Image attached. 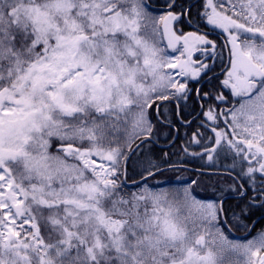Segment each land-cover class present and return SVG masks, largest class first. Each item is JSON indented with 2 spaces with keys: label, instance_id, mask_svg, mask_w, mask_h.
<instances>
[{
  "label": "snow or ice",
  "instance_id": "obj_1",
  "mask_svg": "<svg viewBox=\"0 0 264 264\" xmlns=\"http://www.w3.org/2000/svg\"><path fill=\"white\" fill-rule=\"evenodd\" d=\"M150 9L0 0V264H264V232L230 240L231 224L248 226L222 199L197 198V181L152 191L149 161L129 185L121 143H147L163 105L195 92L188 143L201 151L191 155L231 158L212 175L233 180L241 215L264 208V0H199L204 32L177 27L192 18L177 0L159 16ZM224 50L227 64L209 77ZM205 77L215 91L189 87Z\"/></svg>",
  "mask_w": 264,
  "mask_h": 264
},
{
  "label": "trees",
  "instance_id": "obj_2",
  "mask_svg": "<svg viewBox=\"0 0 264 264\" xmlns=\"http://www.w3.org/2000/svg\"><path fill=\"white\" fill-rule=\"evenodd\" d=\"M150 2L153 3L154 1L150 0ZM216 84L217 82H214V80H212L210 83L205 82L201 85L200 88H202L203 91H209L210 89L215 91ZM189 86L190 88L196 89V84L190 83ZM189 102L192 105V114H196L199 108V102L195 101V92L192 93V97L189 98ZM180 110L182 111L181 107ZM162 111L164 112V115L160 116L162 120H174V122H177L175 118L176 107L174 104H166L163 107ZM180 114L182 116V113ZM184 119L186 118L184 117ZM196 120L197 119H195L194 121ZM153 122L160 127V130L158 131V137L153 131L152 137L155 139V141L158 143L169 142L173 137L174 130L165 124L159 123L156 118L153 119ZM177 127V138L170 146L166 148H159L154 143L148 141L147 143H144L142 146H140V148L131 155L126 163L128 182L138 180L145 176L147 173L144 172V168L149 166V161H151L152 164L157 165L158 168L171 165L174 166V164L203 169L218 168V166L220 165V161H214L213 163L215 164V166H208L207 164H204L205 162L200 157L192 156L190 153H198L201 151V149L195 146H190L188 143V140L190 138L186 139L184 137L181 140L183 131L187 130L188 128L182 126L181 124H177ZM191 132L192 131H190V133ZM130 148V146L128 148H124L126 154L130 150ZM185 149H187L188 154H185ZM221 160L225 161V158H221ZM165 161H167V163H165ZM153 170H155V168H153L152 171ZM182 175H184V178H182ZM155 180H160V185L167 193H170L172 190L176 189L174 186L177 184H190L192 181H197V198L211 199L216 197L221 199L224 196H227L223 203L225 208L229 210V216L232 217V213L234 212L236 214V217L239 218V224L248 226L247 228H245L233 223L231 224V233H246L249 230L252 222L258 216L264 215V208L259 207L246 210V215H241V208H245V203L241 201L239 197H237L238 194L233 191V180L228 176L212 175L210 173H204V175H202V172H198L195 170L185 169L181 167H170L148 178L147 182H153ZM136 189L137 188H131V191H135ZM236 217H232V219H235ZM257 231L264 232V216H262V218H260L253 225L250 234L256 233ZM226 234L229 236L231 235L228 233Z\"/></svg>",
  "mask_w": 264,
  "mask_h": 264
},
{
  "label": "flooded vegetation",
  "instance_id": "obj_3",
  "mask_svg": "<svg viewBox=\"0 0 264 264\" xmlns=\"http://www.w3.org/2000/svg\"><path fill=\"white\" fill-rule=\"evenodd\" d=\"M161 3L165 4V0L161 1ZM178 6H182L185 8H191V13H192V18H191V23L189 24L187 21H185L184 23H181L179 25H177V27L182 28L183 31L188 32V31H195L197 26H199L200 31L204 32L207 31V29L204 27V25L202 23L198 22L197 19V12L199 11V0H177ZM179 11V7L177 9ZM219 31V30H217ZM210 39H217L216 34L214 33L213 35H211L209 37ZM222 39V37H221ZM219 52V49H218ZM209 63H211V61H208ZM228 62V54H227V50H224L223 53L221 55H218L215 61V65H214V73H209V77H211L213 74H219L221 69L227 64ZM209 77H205L203 81H200L199 83H197L196 81H192V84H196L197 87H201L202 84H204L205 82L210 83L212 80H209ZM220 79H223V77L221 76ZM214 82H217L216 80H214ZM225 95H228V93H225ZM231 99V105H237L239 100L236 101V98H230ZM175 102V107H176V111H175V118L177 122L173 121H166L165 125L171 127L174 130V133H178V127L177 124H181L183 122H187L192 121L193 117L195 116V114L193 113L192 110V105L189 102V98L187 100L182 99L179 104L178 102H176V100H173ZM231 105H221V107H230ZM180 107L182 109V111L180 110ZM200 108H198L197 110V114L199 113ZM182 113V116L181 114ZM178 115H180V117L182 118L183 121H179L178 119ZM172 117V115H171ZM184 117L186 119H184ZM198 123H200L199 120H197ZM193 129V130H192ZM196 128L192 127V128H188L187 130H184L181 136V140L185 137L186 139H189L191 136L190 131H195ZM189 141V140H188ZM232 162V161H231ZM224 170H220V172H223Z\"/></svg>",
  "mask_w": 264,
  "mask_h": 264
},
{
  "label": "rangeland",
  "instance_id": "obj_4",
  "mask_svg": "<svg viewBox=\"0 0 264 264\" xmlns=\"http://www.w3.org/2000/svg\"><path fill=\"white\" fill-rule=\"evenodd\" d=\"M142 38L143 39H145V40H147L149 43H151V40H152V36H151V29L150 28H145L144 30H143V32H142ZM239 102H240V100H239ZM239 102H238V105L236 106V107H239ZM130 141H132V140H130ZM128 139H127V137H125V139L124 140H122L121 141V143L123 144V146H124V148H127L129 145H130V142ZM184 175H182V178H184L183 177ZM157 185V186H156ZM189 184H187V183H184V184H177V185H175L174 187L175 188H184V187H187ZM147 186L152 190V191H155V192H158V193H161V192H166L165 190H164V188L160 185V180H155V181H153V182H147ZM141 187H144V185L142 184L141 185ZM139 189H136L135 191H138ZM135 191H133V192H135ZM167 193V192H166ZM171 193V192H170ZM199 199H201V198H199ZM167 200L168 201H171L172 200V197H171V195H168L167 196ZM179 213L181 214V215H187V209H185V208H183V207H180L179 208ZM227 235V234H226ZM258 235L259 234H257L256 236H254V237H258ZM229 236V235H228ZM254 237H250V238H248V239H246V240H251V239H253ZM229 239L230 240H240L241 242H246V240H242V239H239V238H234V237H231V236H229ZM227 259L228 260H230V261H236V260H240L241 261V264H242V260H243V258H241V257H237V256H235V255H230V256H228L227 257Z\"/></svg>",
  "mask_w": 264,
  "mask_h": 264
},
{
  "label": "water",
  "instance_id": "obj_5",
  "mask_svg": "<svg viewBox=\"0 0 264 264\" xmlns=\"http://www.w3.org/2000/svg\"><path fill=\"white\" fill-rule=\"evenodd\" d=\"M138 145H139V144H137V145L134 147V149H135ZM134 149H133V150H134ZM137 182H139V181H137ZM133 183H135V182H132V183H130V184L132 185Z\"/></svg>",
  "mask_w": 264,
  "mask_h": 264
}]
</instances>
